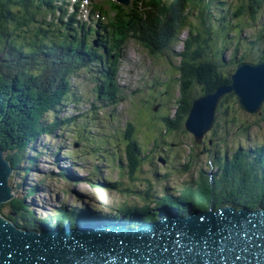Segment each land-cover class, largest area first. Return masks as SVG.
<instances>
[{
    "label": "trees",
    "instance_id": "obj_1",
    "mask_svg": "<svg viewBox=\"0 0 264 264\" xmlns=\"http://www.w3.org/2000/svg\"><path fill=\"white\" fill-rule=\"evenodd\" d=\"M250 1L254 7L250 12L251 18L249 17L247 20L256 21L255 11L262 4L261 0H241L240 6L232 9L230 14L233 17L240 12L243 14L244 11H247L246 4L249 5ZM177 2L146 0L144 3L150 5V8L142 9L141 13L132 10L126 14L132 18L138 16L137 21L133 20L131 25L121 21H117L115 24L120 27V30L127 27L129 32L135 34L140 42L147 47L151 46V49L154 50L155 45L152 42L151 34L153 29L161 24V20L158 15H153L152 11L157 10L159 14L162 11H172ZM17 3L19 7L14 5ZM203 3L200 2V19L202 18L204 23L209 22L213 32L202 26V30L201 28L196 30L198 36L192 40L193 44L186 43L185 49L181 53L180 65L176 67L179 73L178 93H175V89H170L169 92V96L175 98L173 101L175 110L173 113L168 111L157 114L156 112L165 130V135L159 136L160 143L165 144L164 148L168 152H171L169 149L172 146L177 148L179 144H182V137L188 134L182 129V123L192 99L197 94L212 91L217 85L229 82V73L233 71L237 61H257L264 58V20L259 23V28L254 36L243 39L239 34L247 20L232 22L227 20L226 14L222 11L218 19H213L210 7L208 8L209 2H205L207 11H203L205 9V6H202ZM54 6V0H0V147L12 165L15 176L24 177L29 172V166L35 163V158L44 153V147L37 148L35 145L38 138L52 136L55 130H59V134H67L74 130L76 132L74 136L85 143L89 140L90 143L87 144L91 145L85 144L84 148L77 149L78 152H90L88 156H95L94 159H97L99 163H103V161L111 163L112 168H114L112 160L119 158L118 181L116 180L109 186L117 188L123 186L119 189L128 194L131 192L140 193L139 198L143 200V203L141 205L134 203V206L142 215L146 213L141 219L147 220L156 217L150 208L151 201L156 205L176 204L181 210L180 213L183 214L187 213L188 204L205 210L209 206L215 208L223 203L250 207L264 203V140H258L252 135L251 130L257 125L255 122H246L240 117L239 105L234 106L228 102L229 99L236 101L232 93L222 98L216 110V120L211 137L216 136L219 142L213 140L210 143L207 141L201 146V150L209 148L208 162L214 163L217 169L216 173L209 175L203 168H200L197 171V177H191L179 188L169 190L166 187L167 191L172 194H178L177 198H173L170 192L167 195L163 194L162 191L165 189L157 190L158 188L153 186L149 177L144 176L145 186L139 187L142 188L140 190H134L137 185L124 184L122 174L125 167L123 168L124 163L121 155L114 154L111 150L104 152L102 146L112 147L114 143L119 147L117 141L124 143V152L129 161L127 165L129 177L132 179L134 172L140 168L144 160L149 159V164L155 165L152 154L148 153L146 149H142L131 121H128L124 130L116 126L112 127L114 125L104 121L108 119L112 123L116 104L114 102L117 100L119 91V87L112 77V70L115 68L111 66L107 57L102 61L105 65L98 61V65L102 69L103 80L93 89L94 99L90 102L91 113L85 111L75 115H67L65 112L61 114L67 110V105L74 96L69 83V75L72 69L73 71L76 69L71 63L80 57L73 47H79L81 51L83 48L89 51L88 48L92 47V42L90 35L85 40L78 37L70 40L69 45L72 46L70 50L66 48L61 50L63 46L67 45L63 41L65 32L72 31L81 25L77 24L78 21L74 23L77 24V27L71 24L63 17V12L60 17H57L62 27L52 21V17L46 18V14H43L46 9L55 16ZM94 8L96 6L92 11H95ZM108 23L114 24L110 21ZM233 27L235 28V37L230 35ZM168 30L171 31V27L166 29L167 34ZM94 31L97 30L94 29ZM111 32L114 34L112 42H116L119 30ZM99 51V48H94L95 54ZM226 51L229 52V56L223 58V53ZM78 54L84 57L83 63L86 62L87 55ZM152 101L162 102L163 98L157 99L152 96L146 100L150 103ZM166 101L168 99H164V103ZM96 103H106L110 108L102 116L98 115L96 108L98 104L96 105ZM236 111L238 112L236 113ZM261 114L264 117V105ZM91 129H95L97 132L94 133ZM105 129L112 132L113 138L102 133L101 137L95 140V137L99 136V130L106 132ZM229 133L237 135L239 144L231 145L226 142L224 147H220V142L225 141ZM87 137L89 139H86ZM245 140L248 143L252 142L251 152L245 147ZM155 142H158L157 138H155ZM189 149L191 152L193 146H189ZM70 152L75 154L77 151ZM98 152L102 153L103 157L98 156ZM171 155V157H175L181 154L175 151ZM191 161L188 160L187 164L183 165V170H190ZM208 164L211 166L210 163ZM102 167L100 166L101 169ZM141 172L140 170L139 173ZM164 180L169 185L167 178ZM20 185L18 184V186ZM21 190L23 193L14 195L2 204L0 211L16 226L34 225L36 215L25 202V197L33 194L35 188L33 185H27ZM180 201L186 205L183 206ZM127 203L128 201H125L119 207L122 208ZM116 206L118 207V205ZM75 211L74 208H69V211L59 209L55 212L54 217L61 218V220L71 219L77 213ZM149 212L151 214L148 216ZM49 218L50 215H47L45 220L47 221Z\"/></svg>",
    "mask_w": 264,
    "mask_h": 264
},
{
    "label": "rangeland",
    "instance_id": "obj_2",
    "mask_svg": "<svg viewBox=\"0 0 264 264\" xmlns=\"http://www.w3.org/2000/svg\"><path fill=\"white\" fill-rule=\"evenodd\" d=\"M224 3H227L228 5L234 6L238 4V0H223ZM181 9V5H180ZM83 13H87V9L83 7ZM184 12L180 10L178 12L179 15H182ZM198 10L197 9H191L190 12H188V22H195L197 19ZM250 15H248L249 17ZM264 19V11L260 17V19ZM258 19L254 22H248L246 26L242 27L241 35L243 37H251V35L258 26ZM104 20H102V27H103ZM256 23V24H255ZM176 36L177 39L172 42L169 46L174 51H179L183 48V42H185V38L187 37V32L189 31L188 25H186L183 29H180L178 27V24H174ZM163 35V33H162ZM101 38V37H100ZM105 39V38H104ZM95 40V39H94ZM172 52V50L170 51ZM172 52V53H173ZM121 56L117 59V67L118 71L116 73L117 79L120 84L124 85L123 92L125 93L124 99L120 101L117 104V112L119 113V116H115V118L119 119V122L121 123V127L125 124L126 121L130 120L132 121L135 126L138 128V140L143 144V146L146 149H150L152 147L151 140L154 136H157L160 132L163 133L164 136V130L162 127H160V124L158 122H155L156 120V114L152 112V110L146 106V104L143 103V98L147 96L150 89H154L156 92H163L164 86L167 83V80L172 77L174 74V71L172 72V66L170 63L176 65L178 64L179 57H170L168 56L167 52H157L155 50H152L151 47H147L144 45H141L139 41L134 38L130 37L129 39H126V43L122 46V49L120 51ZM171 56L173 54H170ZM224 55H227V53H224ZM84 74L79 71V77L74 79V84H76L79 88V93H81L82 88L85 86L84 80H86V77L83 76ZM85 77V78H83ZM82 78V79H81ZM176 82H172V86H174ZM83 94V92H82ZM228 102L234 106H238L237 100H228ZM172 102L168 104V108H172L171 106ZM240 117L244 119L246 122H255L256 128H253L251 130V133L254 137H256L258 140H264V117L262 114H254V113H248L244 111L243 109L238 108ZM236 111V113L238 112ZM73 112V111H71ZM152 116V118H151ZM146 119L151 120V122L148 124L146 123ZM187 132V131H185ZM228 136V137H227ZM225 138V141H221L219 146L224 147L225 143H230L231 145L237 144L238 137L237 135H233V133H229ZM212 139L209 135H205L202 139H204L205 142H207V139ZM233 138V140H231ZM70 138H66L62 141V143L59 145L60 151L64 154V151L67 149L68 142ZM214 141L219 142V139L213 138ZM56 141V140H55ZM182 144H179L178 147H171L169 150L171 152L178 151L181 155L172 157L173 161L167 162L164 166L160 165L162 168L161 172L165 173L166 169L173 168L172 171L168 173V178L172 182L173 185H181L184 181H189L190 176L192 172V177L196 176V172L198 169H200L202 166L205 167V163H207V159L209 158V148L201 150V143L194 142L192 135L188 132L186 136L182 137ZM213 142V141H212ZM163 146V145H162ZM189 146H193L192 151L190 152ZM155 153H160L162 156H164L163 153L159 151V148H154ZM166 154L168 155V152L166 151ZM193 158V159H191ZM50 160V162L47 161ZM51 156H47L46 160L45 158L38 159V167L40 168L39 172L33 171L31 172L29 178L38 180L41 179V173L40 172H49L50 170L56 171L55 167L52 166L51 163ZM126 159V158H125ZM192 160L190 162L191 169L189 172H185L183 170V165L188 161ZM78 163V161H77ZM66 165V164H64ZM86 165V164H85ZM51 167L53 169H51ZM91 166L87 165L84 166L83 169L76 170L77 176L81 178H76L77 181H63L60 178H58L57 175L52 176L48 175L44 178L43 182L45 185L42 187V189L38 190L36 194L31 195L28 198V202H35L32 203L34 206L41 207L47 211L51 206L55 205L59 201H65V202H73L76 200V194L74 191L80 192L84 198L82 200L83 203H87L88 205L93 204H106L105 206H113L115 201L120 200L122 195L116 192L115 189L111 188H99L96 190L94 186L90 184V179L86 178L89 173V169ZM107 170L108 168L105 167ZM144 174H151V170L148 167V165H145L142 167ZM208 169V167H207ZM109 171V170H108ZM113 174L112 177H115V172L113 170L109 171ZM39 173V174H37ZM98 173L97 171L94 172V174ZM33 174V177H32ZM127 173H124V176ZM86 175V176H85ZM141 175V177H142ZM127 180V178H124ZM142 178H139L137 182ZM82 180V181H81ZM11 181H14L11 179ZM96 183V182H95ZM161 184V182H158ZM73 190V191H72ZM96 203H92V202ZM40 208V209H41Z\"/></svg>",
    "mask_w": 264,
    "mask_h": 264
},
{
    "label": "water",
    "instance_id": "obj_3",
    "mask_svg": "<svg viewBox=\"0 0 264 264\" xmlns=\"http://www.w3.org/2000/svg\"><path fill=\"white\" fill-rule=\"evenodd\" d=\"M231 91L237 97L239 104L245 111L251 113L259 111L264 102V60L258 63L250 61L239 62L235 71L230 74V83L219 85L212 92L200 95L192 101L184 121V127L193 134L195 141H200L203 134L211 128L217 103L226 93ZM0 165L4 168L5 172L0 177V201H2L9 195V190L5 182L10 168L7 162L1 157V154ZM1 221L2 219H0ZM0 247L5 248L6 246L2 245ZM54 248H51L50 251L52 250V253H58L57 249ZM6 249L12 255L9 263L12 264V260L17 256L14 254L15 252L8 250V246ZM132 253V251L129 252V254ZM63 260H67L65 256L62 260L54 262L53 264H64L62 262ZM65 264H76L75 257L71 260L68 257L67 263ZM243 264H249V260L243 262ZM251 264L255 263L251 262Z\"/></svg>",
    "mask_w": 264,
    "mask_h": 264
},
{
    "label": "bare ground",
    "instance_id": "obj_4",
    "mask_svg": "<svg viewBox=\"0 0 264 264\" xmlns=\"http://www.w3.org/2000/svg\"><path fill=\"white\" fill-rule=\"evenodd\" d=\"M125 41H126V39H125ZM75 179V178H74Z\"/></svg>",
    "mask_w": 264,
    "mask_h": 264
}]
</instances>
